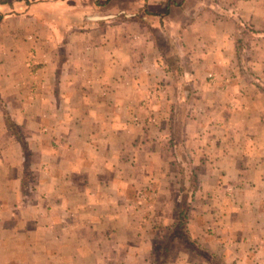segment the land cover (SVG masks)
Segmentation results:
<instances>
[{"label":"crops","instance_id":"obj_1","mask_svg":"<svg viewBox=\"0 0 264 264\" xmlns=\"http://www.w3.org/2000/svg\"><path fill=\"white\" fill-rule=\"evenodd\" d=\"M261 85L264 0H0V264H264Z\"/></svg>","mask_w":264,"mask_h":264},{"label":"rangeland","instance_id":"obj_2","mask_svg":"<svg viewBox=\"0 0 264 264\" xmlns=\"http://www.w3.org/2000/svg\"><path fill=\"white\" fill-rule=\"evenodd\" d=\"M239 53L240 54H243L244 56H246V52H245V50H240L239 51ZM246 58V57H245ZM245 64H246V61H245ZM245 66V65H244ZM246 68H247V71L248 72H250L249 71V67H248V65H246L245 66ZM244 67V68H245ZM262 87L264 88V85H261V89H262ZM189 99V98H188ZM190 99H192V98H190ZM191 184H192V182H191ZM190 187H192L191 185H190ZM189 193V192H188ZM185 195H187V194H185ZM185 198H188V195H187V197L185 196ZM182 200V202H186V199H185V201L183 200V199H181ZM180 221H181V219H180ZM185 222V221H184ZM184 228H185V225H184ZM185 242L187 241V240H184ZM188 242V241H187ZM162 243H163V239H159V240H157L156 242H155V245H154V251H153V253H154V255L152 256L153 257V259L154 260H157L158 259V262L156 263V264H160V262H159V258L160 257H156L157 256V251H158V249H159V254H161V245H162ZM182 241L181 240H176V241H173V247H172V249L171 250H175V252L177 253V252H179V251H181V249H184V250H186V249H189L190 247L189 246H184V245H182ZM188 243H191V242H188ZM192 244V243H191Z\"/></svg>","mask_w":264,"mask_h":264},{"label":"trees","instance_id":"obj_3","mask_svg":"<svg viewBox=\"0 0 264 264\" xmlns=\"http://www.w3.org/2000/svg\"><path fill=\"white\" fill-rule=\"evenodd\" d=\"M181 214H182V212H181ZM181 214L179 215V217L181 216ZM178 217V218H179ZM181 219V218H180ZM175 228H177L178 230L177 231H182L183 230V228H184V223H183V221H182V219H181V221L180 222H177V225L175 226Z\"/></svg>","mask_w":264,"mask_h":264}]
</instances>
